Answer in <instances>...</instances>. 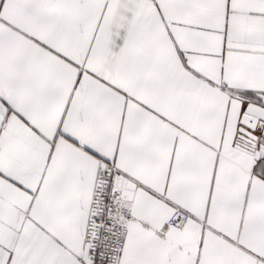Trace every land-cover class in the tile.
<instances>
[{
  "label": "snow or ice",
  "instance_id": "snow-or-ice-1",
  "mask_svg": "<svg viewBox=\"0 0 264 264\" xmlns=\"http://www.w3.org/2000/svg\"><path fill=\"white\" fill-rule=\"evenodd\" d=\"M0 264H264V0H0Z\"/></svg>",
  "mask_w": 264,
  "mask_h": 264
}]
</instances>
